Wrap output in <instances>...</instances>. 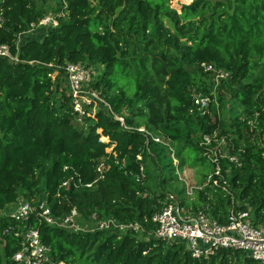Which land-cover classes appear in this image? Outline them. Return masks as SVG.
<instances>
[{
  "label": "trees",
  "instance_id": "1",
  "mask_svg": "<svg viewBox=\"0 0 264 264\" xmlns=\"http://www.w3.org/2000/svg\"><path fill=\"white\" fill-rule=\"evenodd\" d=\"M185 1L178 12L171 0H59L58 25L41 34V40H22L30 24L45 16L35 0L0 1V42L15 53L21 38L17 64L0 58V211L23 193L28 200L45 201L57 217L75 208L85 220L96 213L142 228L141 233H73L32 218L30 225L39 230L53 263L259 264L240 250L194 259L184 245L152 236V217L167 195L157 194L148 183V161L176 181V169L186 165L207 166L212 172L199 141L217 131L241 164L221 160L234 205L249 210L254 225H264V150L256 136L264 132V0ZM78 63L103 67L91 87L101 91L114 114L124 116L127 130L102 105L94 117L83 119L84 126L74 122L64 67ZM201 63L229 73L218 87L217 106L210 105L212 117L192 110V90L208 95L212 83ZM114 68V74L133 82V98L117 87ZM62 76L65 88L60 90ZM225 94L227 102L240 108L235 113L230 109L228 118L221 116ZM140 127L170 142L177 168L168 148L146 143L145 134L136 131ZM102 159L109 165L103 180L91 188L61 187L68 178L93 183ZM161 183L167 186V177ZM194 196L196 200L182 198L180 205L225 223L231 204L226 192L205 186ZM9 224L0 216V264H13L19 249L16 239L2 236Z\"/></svg>",
  "mask_w": 264,
  "mask_h": 264
},
{
  "label": "built area",
  "instance_id": "2",
  "mask_svg": "<svg viewBox=\"0 0 264 264\" xmlns=\"http://www.w3.org/2000/svg\"><path fill=\"white\" fill-rule=\"evenodd\" d=\"M1 22L2 12L0 11V25ZM57 25L56 17L48 14L35 23H31L27 33H31L39 27L53 28ZM19 46L20 38L14 45L15 53L12 51L11 46L0 42V58L11 64H17L19 62ZM199 67L203 72L210 74L214 82L213 90L221 81L229 78L228 72L213 64L201 63ZM64 72L66 95L70 99L75 123L84 126L83 119L94 117L98 107L102 105L108 114L127 130L124 116L114 114L110 105L101 97V91L91 87L98 76L95 69L81 63L67 64L64 67ZM212 103L216 106L218 104L217 100H214V92L208 95L192 94V106L195 107L192 110H195L200 117L210 116V105ZM136 131L145 134L146 143L151 140L159 145L166 146L171 153L172 160L175 161L174 151L163 137L146 131L144 127L137 128ZM256 136L258 144L264 150V132H257ZM199 146L203 148L202 157L213 166V171L208 174L203 186L221 188L230 196L231 204L226 207L225 223H219L208 212L201 210L193 212L191 208L184 209L175 195L168 194L161 209L152 217V223L155 225L152 236L156 240H161L167 244L184 245L194 259L207 260L220 250H240L253 261L264 264V225H254L249 210L236 209L234 198L227 190L226 176L222 174L221 160L240 166L239 157L229 153L230 145L226 137L219 136L217 132L202 135ZM137 159L140 160L141 157L137 156ZM177 161L173 162L176 168L179 164V161ZM108 169L109 165L102 159L95 166L96 179L93 183L83 184L80 179L74 181L72 178H68L62 183L61 187L64 189L70 187L74 189L80 187L91 188L93 184L104 179ZM228 172L229 170L225 173ZM184 189V194L189 199L196 190L202 188L200 189L198 186L185 187L184 184ZM20 197L16 202L9 205L7 212L1 214V217L8 219L10 222L2 231V236L13 237L19 243L18 251L11 258L13 264H62L61 262H52L50 249L41 241L39 230L30 225L32 218L37 224H45L73 233L125 232L128 230L137 233L142 232V228L135 223L120 224L111 218H100L96 213H92L85 220L75 208H72L68 214L57 217L52 214L45 201L30 202L28 199Z\"/></svg>",
  "mask_w": 264,
  "mask_h": 264
},
{
  "label": "rangeland",
  "instance_id": "3",
  "mask_svg": "<svg viewBox=\"0 0 264 264\" xmlns=\"http://www.w3.org/2000/svg\"><path fill=\"white\" fill-rule=\"evenodd\" d=\"M35 1H36L37 7L42 9L44 11L45 15L52 14V15L55 16L57 14L56 10H57V4L59 3V0H42L43 2H39L40 0H35ZM169 4H170V6L172 8H174L175 10H177L179 12L180 6L183 5V4H188V3H186L185 0H171V2ZM43 5H45V6H43ZM47 30H48V28H46V27H39V28L35 29L33 32H31V33L24 34L22 36V40H24V39L41 40V38H42L41 34L47 32ZM95 70L97 72V75H99V74L102 73L103 67L102 66H97ZM115 72H116V68L113 69V74ZM113 77L115 78V82H116L117 87L122 88L123 91L125 92V94L129 98H133V94H134L133 82L128 80V79H126V78H124V77H122V76H120V75L114 74ZM62 80H63V82H61L62 84L60 86V90H63L65 88L64 76H62ZM212 83H213V81H212ZM212 83H211V86H210V93L214 92V100L216 101L219 98V89H218V87H219L220 84L218 86H216L215 90H213L214 83L213 84ZM192 94L205 95L203 93L197 92L195 89L192 90ZM229 98H230L229 94H225L224 97H223V101H225V102H224L223 111H221V116L226 117V118H228V116L232 112V111H230V109L233 108L232 110H234L233 111L234 113L240 111V108L237 107L235 101L231 100L230 102H227V100ZM220 107H221V105L219 104V109H220ZM145 112L146 111H144V110L141 111V116H142L143 119L147 115V114L145 115ZM210 116L212 117V111H211ZM143 119H141L142 122H144ZM96 132L100 135V139L99 140H100V142H102L101 138H103V136L101 135V131L97 130ZM217 133H219V132L217 131ZM102 143H105V142H102ZM169 144H170V142H169ZM110 148H112V147L107 148V150H106L107 153H110V151H109ZM168 154H169L170 160L172 161L173 166L175 167V165H174L175 163H173V162H176L178 160V157L175 156V161H174L171 158V153L169 152ZM147 172L149 174V178L147 179L148 183H150L152 185V187L154 186L156 188V193L157 194L164 193L165 196L168 195V194H173V195L176 196L177 200L181 201L182 198H184V197L186 199H188L185 196V194L184 195L180 194V192L183 191L184 184H185V187L186 186H189V187L190 186H194V187L198 186V188H200V189L203 188L204 187L203 186V184H204V176L206 174H208L210 172V170H209V168L207 166L199 165V166H195L194 168H190V167H188L186 165V166H183L181 170L176 169L177 176H178V179H179V181H176L175 179H173L174 177H173L172 173L171 174L170 173L167 174V172H165L164 175H161L160 174V169L158 167L154 166L153 164H151L148 161ZM164 177H167V179H168L167 186H161L162 185L161 181H162V179H164ZM171 179H173V181H170ZM181 179L183 180L184 183L182 182ZM43 194L44 193L41 192L38 196H41ZM21 195L24 196L22 198H24V199L27 198L23 193H21ZM163 199L164 198L160 199V201H162ZM189 200L190 201L191 200H196V196H194V194H193L191 197H189ZM29 201L32 202L33 200H29ZM187 203H188V201H187ZM8 207L5 208L4 210L0 211V216H1V214L3 212H7L8 211L7 210ZM189 208H191V207L189 206ZM184 209H187V208L185 207ZM2 247H3V244H2V242L0 240V255L2 254Z\"/></svg>",
  "mask_w": 264,
  "mask_h": 264
}]
</instances>
